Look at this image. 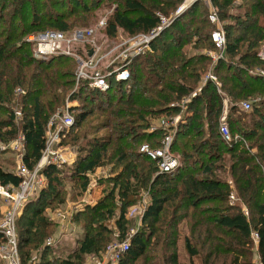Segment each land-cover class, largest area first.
<instances>
[{"label": "trees", "instance_id": "1", "mask_svg": "<svg viewBox=\"0 0 264 264\" xmlns=\"http://www.w3.org/2000/svg\"><path fill=\"white\" fill-rule=\"evenodd\" d=\"M7 1L0 0V145L10 143L22 132L23 162L33 170L46 147L47 124L64 104L63 91L74 85L75 72L69 56L35 58L26 37L45 30L47 24L67 32L74 22L67 20L69 14L64 10L45 12L46 2L42 0H13L12 7ZM116 1L118 7L107 26L110 36L120 29L128 35L148 34L160 26L161 15L173 17L184 2ZM211 1L223 19L232 20L224 25V58L213 65L220 86L206 79L207 62L212 63L213 58L187 48L216 49L210 31L213 24L198 15L200 5L196 2L153 40L152 52L133 60L127 83L111 81L106 91L86 83L71 96V100L84 97L85 101L82 108L71 107L80 109L72 130L92 116L93 103L97 102V113L104 117L97 123V130L100 127L109 132L89 139L79 148L69 177L56 164L43 169L45 186L17 218L22 264H83L87 256L100 255L113 239L127 238L131 224L127 212L144 191L149 192L151 200L140 229L130 237V249L121 264H180L183 222L187 227L183 247L190 259L201 257L202 264H256L255 255L264 263V76L255 73L264 69L260 56L264 0H243L236 14L230 12L236 0ZM53 4L66 7L67 0H53ZM69 4L83 12L91 9L84 0H70ZM47 15L52 21L42 22ZM19 89L25 93H19ZM187 98L188 115L179 124L173 143L176 151L179 141L187 139L177 146L180 166L171 173H161L158 160L140 151V147L145 143L160 146L164 132H148L152 121L178 114L180 108L172 104ZM249 98L255 100L252 109L241 110L242 102ZM225 100L232 133L241 135L246 143L228 144L221 137L217 123ZM12 103L22 110L20 124ZM225 155L230 158L227 166ZM105 166L112 169L110 176L98 183L103 186V195L73 217L85 228L78 246L62 258H52L47 241L56 224L47 210L63 204L65 180L78 184L80 193L86 192L89 175ZM219 171L227 174L225 179ZM21 181L20 176L0 164L1 184L18 187ZM232 191L238 198L234 203L230 200ZM112 219L116 228L109 225ZM253 232L258 233L257 242ZM3 240L0 233V242Z\"/></svg>", "mask_w": 264, "mask_h": 264}, {"label": "rangeland", "instance_id": "2", "mask_svg": "<svg viewBox=\"0 0 264 264\" xmlns=\"http://www.w3.org/2000/svg\"><path fill=\"white\" fill-rule=\"evenodd\" d=\"M36 1L37 0H35V2ZM187 1L188 0H184V2L182 4H184ZM42 2H46L45 6H44L45 12H47V13L53 12L54 13V11L55 12H61L64 10L65 13L69 14L67 20L71 23L74 22V23H72L70 30L67 31V38L69 39V41L65 42V46H70L72 48V50L77 51L79 53H82L84 59H86V57H87V50H89L91 48H94L96 50L94 57H93L94 62L90 66L89 71L94 72L96 70H107L108 68H110L114 65H118V64L120 65L124 62H128L132 58L131 54L129 52H127L126 50L130 47L131 39H133V38L136 39V38H138V36L128 35L122 29H120L115 36H110L109 33L107 32L108 21L111 18V16L114 14L116 8L118 7V3L116 0H84L85 4L89 2V5L91 6V9L88 10V12H83L81 9H78V10L72 9V7H70L71 3L69 4L70 0H67L66 7L62 6L61 4H58V5L53 4V0H42ZM196 2H199V5H200L199 10H198V12H199L198 15L200 17H207L209 19V22L211 24H213V27L210 29V31L213 32L217 29H223L225 32L226 30L224 28V25L231 19H223L221 16L220 10L218 9V7H216L212 3V1L199 0V1H195V3ZM242 2H243V0H236L235 4H237V5L234 8H231L230 12H232V14L233 13L234 14L239 13L240 9H238L237 6L239 4H241ZM7 3L10 7H12V4H14L13 0H8ZM69 8H71V9L68 10ZM53 9H54V11H53ZM47 10H49V11H47ZM72 10H77V11L75 13H70ZM184 12L185 11H183L182 13H184ZM212 14H216V21L215 22H212V20L210 18V16ZM55 16H53V17H55ZM49 17H51V16H48V15L43 16L42 22L47 21L48 23H50L52 20L48 19ZM51 19H52V17H51ZM44 29L45 30H42V32L59 31V30L52 28L49 24H47L44 27ZM212 32H211V34H212ZM75 35L77 36L76 39L74 38ZM34 48H35L34 45H32L33 50H34ZM187 48L190 50V52H196L197 51V52L204 53L206 55L211 56L213 58V62L212 63L207 62L208 66H209L208 70H207L208 71L207 75L212 74L215 76V73L213 71V65L218 59L214 56H217V54L219 52L216 49H214V50H210V49H206V48H204V49H202V48L201 49H192V45L188 46ZM125 54H127V55H125ZM136 57H139V56H136ZM71 58H72L73 69H74V72L76 73V71L79 68H81V65H80L81 63L78 62L74 56H71ZM133 60H132V62H133ZM132 62H129V64H128V65H130L129 66L130 68H131ZM131 72H132V70H131ZM207 75H206V77H207ZM74 79H75L74 85L70 86L69 88L67 87L68 89L66 88L67 89L66 93L64 92L65 90L63 91V94H66V99L64 101V104L62 106H60L58 108L59 110L57 111V112H60L61 117L59 119H57L56 122L52 125L51 132H49L50 120L47 124L46 131H47V133L48 132L51 133V135H55V130L57 128H62V127H63V129L65 128L63 116L65 115V113L67 111H69L70 114L74 117V122H75V117L80 112V109H73L72 110L71 107H75V106H79L78 108L83 107V104L85 101L82 98H84V97H82L81 99H77V100H71V96L74 93H78L79 87H80V86H78V81H77L78 79L76 76L74 77ZM122 82L127 83V81H122ZM84 84H86V82L80 81V85H84ZM126 86H128V84ZM197 90L199 91L200 89H197ZM188 99L189 98H187L185 100L189 101ZM248 100L251 101V103L252 102L255 103L254 99L249 98ZM248 100H246V101H248ZM184 101L176 103V107L180 108V111L178 114L174 115V116L181 115L182 120L185 118L186 115H188V112L186 110V108H187L186 104L187 103L184 104L183 103ZM16 103H18V102H16ZM16 103L11 104L12 109H18V108L20 109V105L16 104ZM87 106L90 107L89 105H87ZM93 106L95 107V112L92 114V116H90L87 119V121L82 126L75 127L73 130L71 129V126H70L69 128L64 129L62 134L60 133V137L58 139L59 144H58L57 149L59 150V154L61 156H74V158H75L74 160L76 161L77 157L80 154L79 148L83 144H86L89 139L97 138V136L103 137L106 134H108V132H109L108 129H104V128L100 129V127H99V129L97 130V123L101 122L104 119V117L99 116V113H97V102H94ZM225 107L227 108V112H228V107L226 105H225ZM225 107H224V110L221 114V117L223 116V114H225ZM241 110H243V109H241ZM56 113H54L53 116H55ZM227 115H228V113H227ZM221 117L217 123L218 127H220V124H221ZM163 118H167V117L157 118L152 122H153V124H157ZM20 121H21V119L17 120V123L20 124ZM228 124L230 126V129L232 130V128H231L232 125L229 123V121H228ZM231 132H234V131L232 130ZM176 134H174V140H175ZM21 136H22V132H19V134L16 136V138L13 139L10 143H1V145H0V150L3 152L0 155V164L3 165V167L10 169L13 172H17V168H18L19 163L23 162V154L25 152V149L21 147V143H20ZM174 140H173V143H174ZM186 140L187 139L180 140L179 143L177 144V146L179 147L181 144L186 143L187 142ZM142 146L140 147V151H142L141 150ZM177 146H176V151H175V150H173V144H172V151L180 159V154L177 150ZM225 156H226L225 164L227 166L228 162L230 161V158H229V155H225ZM73 164L70 165L66 162L65 163L63 162L57 166H58V168H60L64 172L63 175H67L69 177V172H70L69 169L72 168L71 166ZM111 169H112V166H105V167L98 169L95 173L90 174L89 176H90L91 181H90L89 188L86 192H83V193H80L78 184L73 183L71 180H68V179L64 181L63 188H64L65 194H64L63 204H61L59 206H55V208H51V209L47 210L48 216L56 224L55 228L53 229L54 233L50 237V238H53L54 241L51 244H49L50 248L52 249V251L50 252V256L52 258H62L68 252L72 251L74 248H76L78 246V240H79V238H81L84 235L85 228H84L83 223H78V224L75 223L73 221V217L77 212L83 210L86 204L96 203L97 200L103 195V186L99 185L98 183H100L99 181L101 178L110 176V170ZM39 171H40V173L43 172L42 169H40ZM219 173L223 179L226 178V176H227L226 173H221L220 171H219ZM45 184H44V186H45ZM43 187H41V188L38 187L36 190H34L31 193L28 201H30L31 199H34ZM150 200L151 199H150L149 192L144 191L142 193L139 201L136 204V206L138 207L137 214L132 215L131 213H129V211H130V208H129V210L127 212V217L130 218V220H131V222H130L131 224L129 225V230H130L129 232L130 233H132L133 231L135 233L136 231H138L140 229L144 210H145L147 204L150 202ZM27 202H26V204H27ZM0 205H1L2 217H3L4 211H6L8 208H10L12 206V204L4 195L0 194ZM25 205H24V207H25ZM23 209H22V211H23ZM22 211H21V213H22ZM58 211H67L68 212L67 221L64 223L65 226L63 225V228H62L61 224L58 222L57 218L54 217V213H56ZM2 217L0 219H2ZM185 224H186V222H183L180 226L181 230L183 231V234H182L183 236H184V233L187 232V227ZM109 225H111V227L116 228L115 227V219H112L109 222ZM16 229H17V226H16ZM17 234H18V230H17ZM183 236H182L180 243H179L180 264H202L201 257H194L193 259H190L189 255L186 253V251L184 250V247H183V240H182ZM2 244H3V241L0 242V246ZM255 251H256V247H255ZM35 256H37L36 258H38V254H36ZM90 256L91 255L86 257L84 263L87 261V259ZM254 260H256L255 255H254ZM0 264H7V263L5 260L0 259ZM138 264H141V261ZM157 264H166V263H163L162 261L161 262L158 261Z\"/></svg>", "mask_w": 264, "mask_h": 264}, {"label": "built area", "instance_id": "3", "mask_svg": "<svg viewBox=\"0 0 264 264\" xmlns=\"http://www.w3.org/2000/svg\"><path fill=\"white\" fill-rule=\"evenodd\" d=\"M195 0H188L182 4L176 11L173 17H166L161 15V24L160 26L151 31L148 34L141 33L138 35V38L131 39L130 47L126 50L132 56L128 62L122 64L114 65L107 70H96L94 72L89 71L90 66L94 62V54L96 50L91 48L87 50V57L84 59L82 53L72 50L70 46H65V42H68L67 32L65 31H45L31 33L26 37V40L34 45V56L40 60H48L53 56H74L78 62L81 64L75 76L77 77L78 86H80V81H84L88 84L90 88L98 89L101 91H106L111 87V81L122 82L128 81L131 78V68L129 62H132L136 56H144L147 53L153 51L152 42L153 40L167 27H169L176 16L180 15L185 11L188 6ZM211 1V0H209ZM212 22L216 21V14L210 16ZM76 35L74 38L76 39ZM212 41L216 47V50L219 52L216 57L217 59L224 58L227 47V38L226 33L223 29H217L211 34ZM127 55V54H125ZM260 56L264 60V45L260 49ZM87 69V70H86ZM255 73H258L264 76V69H257ZM211 79L215 81L219 86L221 85L217 77L209 74L206 79ZM19 93H25V91L19 89ZM196 93L193 94V96ZM190 101V98L188 99ZM189 101L185 100L183 103L186 104ZM172 106H176L172 104ZM242 109L244 111H250L252 109L251 101L242 102ZM16 120L22 118V110L14 109ZM227 108H225V114L221 117V124L219 131L222 139L228 143H246V140L239 134L234 135L231 132L230 126L227 122ZM61 117L60 112H57L55 116L50 119L49 132H51L52 125L56 122L57 119ZM182 116H174L163 118L159 123L152 124L148 129V132H155L162 130L164 136L161 139L159 147H151L148 143L143 144L141 150L151 156L153 159H157L159 163V170L161 173H171L175 171L180 166V159L173 153L172 144L174 140V134L177 133L179 124L183 121ZM64 129L69 128L74 123V117L70 114L69 111L63 116ZM54 128V127H53ZM62 128H57L55 130V135L47 133V142L46 147L42 153V157L35 166L33 170L29 169L24 162H20L15 172L18 176L22 178L21 183L18 187H15L11 184L3 185L0 183V194L4 195L12 204L10 208L4 211V216L0 219V233L3 235V244L0 246V259L6 261L7 264H22L19 245H18V234H17V218L20 215L24 205L28 201L31 193L36 190L38 187L41 188L46 183V177L40 173V169H44L47 165L60 163L73 164L75 162L74 156H61L59 150L57 149L59 144L60 133L64 131ZM24 136H21V147L25 149ZM232 182V181H231ZM230 200L234 203L237 202V194L235 191H232L230 194ZM138 207L136 205L130 207L129 213L132 215L137 214ZM245 213L248 214L246 208ZM54 217L57 218L58 222L65 226L67 221L68 212L67 211H58L54 213ZM132 233H129L127 238L120 240L114 239L106 249L100 253V255H91L87 261L83 264H121L122 259L130 249V237ZM252 236L255 241L258 240V233L253 232ZM54 241L53 238H49L47 244H51ZM256 264H264L258 258H256Z\"/></svg>", "mask_w": 264, "mask_h": 264}, {"label": "crops", "instance_id": "4", "mask_svg": "<svg viewBox=\"0 0 264 264\" xmlns=\"http://www.w3.org/2000/svg\"><path fill=\"white\" fill-rule=\"evenodd\" d=\"M225 105L228 107V101L227 100H225ZM226 108V107H225ZM102 168V167H101ZM100 169V168H99ZM98 170V169H97ZM256 258H258V257H256Z\"/></svg>", "mask_w": 264, "mask_h": 264}, {"label": "water", "instance_id": "5", "mask_svg": "<svg viewBox=\"0 0 264 264\" xmlns=\"http://www.w3.org/2000/svg\"><path fill=\"white\" fill-rule=\"evenodd\" d=\"M195 1H199V0H195ZM195 1H194V2H192V4H193V3H195ZM192 4H190L189 6H191ZM189 6H188V7H189ZM180 15H181V14H180ZM178 16H179V15H178Z\"/></svg>", "mask_w": 264, "mask_h": 264}]
</instances>
